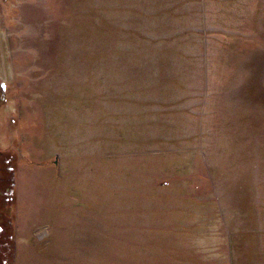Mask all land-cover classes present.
<instances>
[{"label": "rangeland", "instance_id": "374dc122", "mask_svg": "<svg viewBox=\"0 0 264 264\" xmlns=\"http://www.w3.org/2000/svg\"><path fill=\"white\" fill-rule=\"evenodd\" d=\"M263 214L264 0H0V264H245Z\"/></svg>", "mask_w": 264, "mask_h": 264}, {"label": "crops", "instance_id": "0c3cea01", "mask_svg": "<svg viewBox=\"0 0 264 264\" xmlns=\"http://www.w3.org/2000/svg\"><path fill=\"white\" fill-rule=\"evenodd\" d=\"M248 3L250 5H253V3L250 2V1ZM214 186H215V184H214ZM197 191H198L197 188H195L193 190V192H192V195L194 196V194ZM214 191H216V188L215 187H214ZM207 192H208V190H207ZM209 193L210 194L207 195L208 197L209 196L215 197V195H214L215 192H213V191L211 192L209 190ZM231 209L232 208H230V210H228L226 212V215L224 217L226 219L225 220V223L227 225V230H228V235H229L228 238H229L230 244H232L231 238H234L235 237V233H234V224H235V222L233 221V218H232V215H231L232 214ZM247 216H248V214L247 215L245 214V217L248 219ZM259 218L260 217H258V215H257V217H256V219H255L254 222H256V223L259 222ZM263 218H264V214H263ZM247 219H245L243 217V223H246ZM262 225L263 224L261 223L260 224L261 230H259V229H256L255 231L254 230L253 231L251 230L250 235L248 234V232H247L248 230L247 229L245 230V234H243V231L242 232H239L238 238L239 237H243L244 244H248V245L250 244V245L255 246V248H256V251H254L255 254L253 256L252 250L250 249L252 247H248V245H247V252H248V254H246L244 256V259H243V262L245 264H264V227ZM247 239H250L251 241L250 242H247Z\"/></svg>", "mask_w": 264, "mask_h": 264}]
</instances>
